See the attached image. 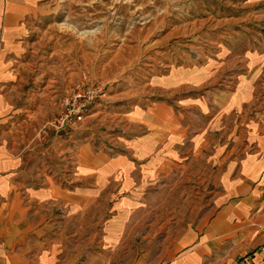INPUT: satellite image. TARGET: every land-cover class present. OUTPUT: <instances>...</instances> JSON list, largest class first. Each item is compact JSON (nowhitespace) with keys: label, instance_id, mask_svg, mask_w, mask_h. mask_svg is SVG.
Returning <instances> with one entry per match:
<instances>
[{"label":"crops","instance_id":"1","mask_svg":"<svg viewBox=\"0 0 264 264\" xmlns=\"http://www.w3.org/2000/svg\"><path fill=\"white\" fill-rule=\"evenodd\" d=\"M36 8L0 0V264H264V50L219 39L54 136L71 86H22Z\"/></svg>","mask_w":264,"mask_h":264},{"label":"rangeland","instance_id":"2","mask_svg":"<svg viewBox=\"0 0 264 264\" xmlns=\"http://www.w3.org/2000/svg\"><path fill=\"white\" fill-rule=\"evenodd\" d=\"M36 3L37 8L28 10L26 16L22 57L27 73L22 86L33 81L71 86L55 99L56 111L46 123L54 136L67 134L97 102L137 95L140 86H150L152 74L166 64L188 58L201 62L203 54L216 49L225 38L235 40L234 50H264V0ZM80 90L90 96L73 100ZM119 90L129 95L121 96ZM70 101L77 112L69 111ZM114 126L121 129L123 123ZM199 166L193 179L196 215L202 207L200 181L213 179V170Z\"/></svg>","mask_w":264,"mask_h":264},{"label":"built area","instance_id":"3","mask_svg":"<svg viewBox=\"0 0 264 264\" xmlns=\"http://www.w3.org/2000/svg\"><path fill=\"white\" fill-rule=\"evenodd\" d=\"M89 96H90V94H89L88 91L83 92L82 90H80V91H77V92L74 93V98H73V100H75V99H77V98H79V97H83V98L87 99ZM72 107H73V103L70 101V108H69V111H70L71 109H73ZM73 110H74V112H77L78 108H74Z\"/></svg>","mask_w":264,"mask_h":264}]
</instances>
